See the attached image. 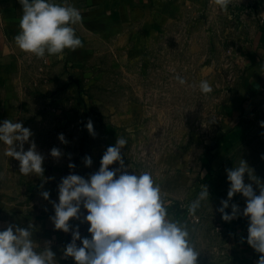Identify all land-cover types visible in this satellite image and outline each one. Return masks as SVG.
Listing matches in <instances>:
<instances>
[{"label": "crops", "instance_id": "1", "mask_svg": "<svg viewBox=\"0 0 264 264\" xmlns=\"http://www.w3.org/2000/svg\"><path fill=\"white\" fill-rule=\"evenodd\" d=\"M60 3L63 0H56ZM81 11L82 23L75 25L76 35L83 47L75 51L65 50L63 58L46 56L36 58L21 51L14 42L19 33L22 6L18 0H0V124L6 119L20 122L23 114L31 109L41 116L55 118L59 124L41 125L36 128L39 136L24 144L27 151L31 142L44 159L43 175L25 176L19 172V161L4 155L6 145L0 142V231L9 225L29 228L37 251L49 247L55 253L56 264H76L72 257H64L65 247L72 241V230L77 227L81 238L91 239L90 225L84 222L87 210L81 205L80 219L69 221L68 233L57 230L50 219L55 215L53 202H59L58 186L62 178L76 174L88 179L101 166L102 156L109 146H115L117 138L127 140L121 150L129 174L150 172L162 192L166 194V207L171 219L179 221L183 201L194 197L203 184L215 187V201L228 200L229 209L235 204L240 211L230 221L234 234L228 239L225 264H257L260 253L248 243L249 220L243 215L246 199L236 193L230 200L227 192L230 182L226 169L236 164L234 151L245 145L246 135L255 127L245 123L246 118H264V25H253L249 39L242 46V72L237 89L224 106L221 136L213 152L202 158L201 145L183 143L172 151L159 144L152 152L145 143V134L153 113L147 104H133L110 114L95 126V139L83 140L76 118L88 115L85 109L76 107V71L89 67L100 54H110L116 67L137 62L159 39L165 30L185 19L186 12L200 8L206 0H67ZM264 9V8H263ZM264 17V11L260 13ZM149 98L144 101L147 102ZM63 134L67 143L53 135L46 140L43 134ZM61 152L59 158L51 156V149ZM19 150V149H17ZM85 157L92 160L85 165ZM264 164V157L257 159ZM74 164V168H69ZM119 168L116 162L109 166ZM119 175V173H118ZM251 180V181H249ZM257 181V182H256ZM244 183L251 184L259 195L264 185V172L255 177L245 173ZM49 192L45 200L42 192ZM82 246L81 241H76Z\"/></svg>", "mask_w": 264, "mask_h": 264}, {"label": "clouds", "instance_id": "2", "mask_svg": "<svg viewBox=\"0 0 264 264\" xmlns=\"http://www.w3.org/2000/svg\"><path fill=\"white\" fill-rule=\"evenodd\" d=\"M22 6L19 20V33L14 36L16 46L36 58L57 56L63 58L65 50L75 51L83 47L76 35L75 25L82 23L81 11L67 0H18ZM221 11H227L231 0H210ZM177 81H186L179 75ZM200 91L209 94L213 91L207 80L199 84ZM90 134L95 135L91 120L86 124ZM264 127V121L261 122ZM32 132L20 122L6 119L0 124V142L7 147L4 155L19 161L22 175H43L44 157L37 152L35 142L27 151L24 144L29 142ZM61 142L67 143L63 134ZM127 140L117 138L115 146H109L101 159L97 172L85 179L76 174L62 178L58 186L59 202H53L55 215L51 217L55 229L65 233L70 231L69 221L80 219L81 205L87 210L84 222L90 227L91 239L81 238L78 227L72 230V241L64 249V257H72L76 264H197L199 252L192 244L186 225L169 217L166 207V194L153 175L144 171L129 174L121 150ZM19 149V150H17ZM51 156L59 158L61 152L51 149ZM85 165L91 166L90 157H85ZM119 163V168L109 166ZM69 164V168H74ZM247 162L240 160L238 166L226 169L230 187L229 200L241 193L246 199L243 215L248 218L247 243L261 255L257 264H264V185L257 195L251 184L244 183L245 173L251 177ZM119 173V175H118ZM45 200L49 192L41 193ZM209 200L206 185L192 201L187 211L195 215L202 201ZM218 211L225 222L237 217L240 209L233 204L231 214L225 212L228 200L221 201ZM29 228L9 225L0 231V264H56L55 253L46 247L37 251ZM80 240L82 246H77Z\"/></svg>", "mask_w": 264, "mask_h": 264}, {"label": "rangeland", "instance_id": "3", "mask_svg": "<svg viewBox=\"0 0 264 264\" xmlns=\"http://www.w3.org/2000/svg\"><path fill=\"white\" fill-rule=\"evenodd\" d=\"M263 8L264 0H231L228 10L221 11L206 0L200 8L187 11L185 19L171 24L137 62L116 67L110 54H100L89 67L76 71V107L88 113L76 118L83 140L95 139L97 135L87 130L89 120L94 128L105 122L103 113L142 103L153 109L147 123L152 131L144 139L152 152L158 151L160 143L170 151L182 148L184 142L198 143L204 159L213 152L221 136L224 106L233 97L242 72L241 48L253 25L261 22ZM177 75L186 83L181 85ZM202 80L212 86L211 93L200 91ZM262 121L264 118L256 116L245 119L246 124L255 128L247 133L244 147L234 151V166L245 160L255 178L264 172V164H257V159L264 157ZM20 123L31 130L32 140L39 136L37 127L58 125L59 114L51 119L29 109ZM50 135L56 139L59 133L47 132L43 138L48 140ZM203 185L208 188L209 200L201 202L195 215L188 214V205L201 191L198 187L194 197L183 201L179 221L187 226L191 242L199 252L197 264H225L227 242L234 229L218 211L222 204L215 201V187ZM229 208L225 212L231 214Z\"/></svg>", "mask_w": 264, "mask_h": 264}, {"label": "built area", "instance_id": "4", "mask_svg": "<svg viewBox=\"0 0 264 264\" xmlns=\"http://www.w3.org/2000/svg\"><path fill=\"white\" fill-rule=\"evenodd\" d=\"M261 22H262V24L264 25V17L262 18Z\"/></svg>", "mask_w": 264, "mask_h": 264}, {"label": "trees", "instance_id": "5", "mask_svg": "<svg viewBox=\"0 0 264 264\" xmlns=\"http://www.w3.org/2000/svg\"><path fill=\"white\" fill-rule=\"evenodd\" d=\"M264 27V26H263Z\"/></svg>", "mask_w": 264, "mask_h": 264}]
</instances>
